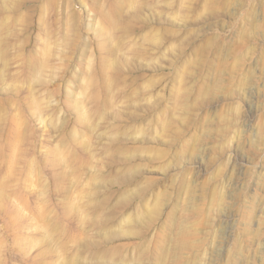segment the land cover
Wrapping results in <instances>:
<instances>
[{"label": "rangeland", "instance_id": "1", "mask_svg": "<svg viewBox=\"0 0 264 264\" xmlns=\"http://www.w3.org/2000/svg\"><path fill=\"white\" fill-rule=\"evenodd\" d=\"M0 264H264V0H0Z\"/></svg>", "mask_w": 264, "mask_h": 264}]
</instances>
